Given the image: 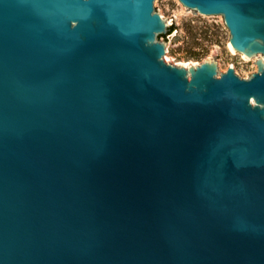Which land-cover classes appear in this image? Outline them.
Here are the masks:
<instances>
[{"label": "water", "instance_id": "1", "mask_svg": "<svg viewBox=\"0 0 264 264\" xmlns=\"http://www.w3.org/2000/svg\"><path fill=\"white\" fill-rule=\"evenodd\" d=\"M153 1L0 0V264H264V0H177L247 79Z\"/></svg>", "mask_w": 264, "mask_h": 264}, {"label": "rangeland", "instance_id": "2", "mask_svg": "<svg viewBox=\"0 0 264 264\" xmlns=\"http://www.w3.org/2000/svg\"><path fill=\"white\" fill-rule=\"evenodd\" d=\"M153 8L162 19L172 17L176 24L172 32L166 36L168 43L163 56L165 63L201 64L206 58H211L215 48L218 54L215 61L219 73H225L227 68L232 66L240 79H247L248 74L256 72V65L253 63L260 55L244 59L240 53H232L227 45L229 33L221 16H204L197 12L193 14L177 0H154ZM162 40L164 38L159 36V41Z\"/></svg>", "mask_w": 264, "mask_h": 264}, {"label": "trees", "instance_id": "3", "mask_svg": "<svg viewBox=\"0 0 264 264\" xmlns=\"http://www.w3.org/2000/svg\"><path fill=\"white\" fill-rule=\"evenodd\" d=\"M172 32L171 28L168 29V34ZM161 37H165V35H162Z\"/></svg>", "mask_w": 264, "mask_h": 264}]
</instances>
